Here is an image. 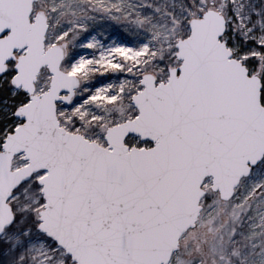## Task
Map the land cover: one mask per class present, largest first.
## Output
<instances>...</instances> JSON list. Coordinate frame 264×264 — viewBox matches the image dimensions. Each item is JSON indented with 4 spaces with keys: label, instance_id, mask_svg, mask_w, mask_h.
Returning a JSON list of instances; mask_svg holds the SVG:
<instances>
[{
    "label": "snow or ice",
    "instance_id": "snow-or-ice-1",
    "mask_svg": "<svg viewBox=\"0 0 264 264\" xmlns=\"http://www.w3.org/2000/svg\"><path fill=\"white\" fill-rule=\"evenodd\" d=\"M0 264H264V0H0Z\"/></svg>",
    "mask_w": 264,
    "mask_h": 264
}]
</instances>
